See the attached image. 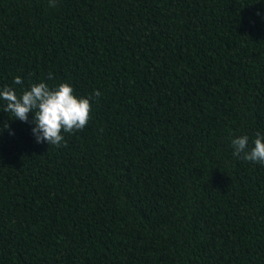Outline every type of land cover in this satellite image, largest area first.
<instances>
[{
	"label": "trees",
	"instance_id": "obj_1",
	"mask_svg": "<svg viewBox=\"0 0 264 264\" xmlns=\"http://www.w3.org/2000/svg\"><path fill=\"white\" fill-rule=\"evenodd\" d=\"M41 81L91 118L48 146L0 99V264H264V0H0V89Z\"/></svg>",
	"mask_w": 264,
	"mask_h": 264
},
{
	"label": "clouds",
	"instance_id": "obj_2",
	"mask_svg": "<svg viewBox=\"0 0 264 264\" xmlns=\"http://www.w3.org/2000/svg\"><path fill=\"white\" fill-rule=\"evenodd\" d=\"M50 6L55 7V0H50ZM48 78H52L51 73ZM13 82L23 83L19 76ZM93 95L99 97L100 93L94 91ZM0 99L4 101L3 111L10 113L14 119L29 122L31 113L36 142H46L48 146H66L63 133L83 130L91 118L90 99L74 95L73 87L65 82L55 87L43 81L32 83L19 95L13 88L4 87L0 89ZM3 128H8L7 123ZM253 143L254 146L249 147L247 135L231 138L233 155L264 165V135L257 133Z\"/></svg>",
	"mask_w": 264,
	"mask_h": 264
}]
</instances>
